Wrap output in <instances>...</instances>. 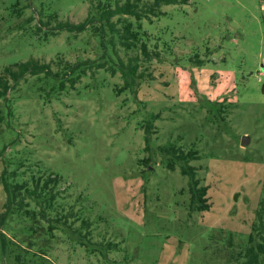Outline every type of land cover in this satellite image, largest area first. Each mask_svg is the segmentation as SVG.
I'll use <instances>...</instances> for the list:
<instances>
[{"label": "rangeland", "instance_id": "obj_1", "mask_svg": "<svg viewBox=\"0 0 264 264\" xmlns=\"http://www.w3.org/2000/svg\"><path fill=\"white\" fill-rule=\"evenodd\" d=\"M98 2L0 0V74L31 57L105 60L111 46L92 28L55 29ZM162 11L143 20L159 57L143 63L151 75L137 94L119 93L121 73L100 68L65 89L27 75L0 98V174L60 176L45 214L27 198L35 216H0V264H243L264 195V0H180ZM118 40L125 60L144 57ZM170 143L200 153L191 164L210 210L190 209L189 176L158 149ZM6 198L0 184V215ZM108 242L117 246L106 256L93 249Z\"/></svg>", "mask_w": 264, "mask_h": 264}, {"label": "trees", "instance_id": "obj_2", "mask_svg": "<svg viewBox=\"0 0 264 264\" xmlns=\"http://www.w3.org/2000/svg\"><path fill=\"white\" fill-rule=\"evenodd\" d=\"M179 2L180 0H99L97 4L92 3L89 14L79 23L58 20L59 22L55 25V29L58 31L70 29L79 33L89 27L92 28L103 46L107 48L109 45L111 46V51L102 56L105 60L99 61V59L90 56L77 55L73 59L58 56L48 62L37 57L16 62L4 67L0 74V98L6 97L12 86L19 84L27 75L52 77L59 89H65L66 87H76L83 76L100 68H106L113 75L117 72L121 73L124 82L121 87L117 88L119 93L129 90L131 93L137 94L142 83L151 75L147 73L146 68L142 69L143 63L159 57L158 50L150 49L151 37L143 29V20L160 16L163 13L162 6ZM51 17V19L54 17L58 19L56 14ZM46 23L49 25V20ZM106 33L111 35L108 39L109 42L106 41ZM116 38L119 39L118 44L121 47L127 51L139 48L144 57L142 58L138 54L130 55L125 60L117 50ZM212 106L214 105L212 104ZM153 117L157 118L156 115ZM152 127L153 124H149V130L146 132V148L149 147L152 140ZM158 149L170 169L174 170L179 165L182 173L189 176L190 209L192 211L210 210L211 203L207 196L209 187L201 183L197 176V167L191 164L192 160L200 158L198 150L193 148L185 150L174 143L161 145ZM15 177H17L16 171L8 175L4 170L0 174V184L4 185L7 193L3 204L4 211L0 215L2 222L16 210L29 216H35L36 210L29 208L30 203L27 202V198L42 206L40 210L42 214H45L46 208L55 206L57 192L54 191V188L59 185L60 176L53 174L46 178L38 176L32 180V183L13 181ZM58 221H62V218H59ZM53 227L57 226L52 224L50 228L53 229ZM70 228L72 229V225ZM73 232L80 237L88 238V235L79 228L73 229ZM87 234L90 233L87 232ZM0 238L4 249V234H1ZM82 244L87 246L85 241H82ZM100 245L101 248L94 246L93 249L98 250L104 256L109 249L112 250L117 246L114 242L101 243ZM244 255L243 264H264V195L259 202Z\"/></svg>", "mask_w": 264, "mask_h": 264}, {"label": "water", "instance_id": "obj_3", "mask_svg": "<svg viewBox=\"0 0 264 264\" xmlns=\"http://www.w3.org/2000/svg\"><path fill=\"white\" fill-rule=\"evenodd\" d=\"M263 92H264V85H263ZM250 142V136L244 135L241 140V144L246 146Z\"/></svg>", "mask_w": 264, "mask_h": 264}]
</instances>
